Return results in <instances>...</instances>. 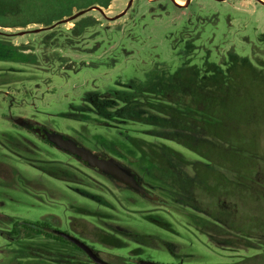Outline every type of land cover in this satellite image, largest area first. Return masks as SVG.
<instances>
[{
  "label": "rangeland",
  "instance_id": "374dc122",
  "mask_svg": "<svg viewBox=\"0 0 264 264\" xmlns=\"http://www.w3.org/2000/svg\"><path fill=\"white\" fill-rule=\"evenodd\" d=\"M261 33L264 4L257 0H0V40L11 47V56L0 58V229L9 228L11 219H45L113 264H247L264 255L263 235L244 239L221 227L215 232L201 221L203 214L152 190L146 177L140 181L155 198L112 180L31 129L56 131L120 159L109 141L128 134L154 139L144 131L150 126L104 124L81 109L87 94L142 81L157 68L220 63L230 49L254 60L264 49ZM14 247L0 233V264H15Z\"/></svg>",
  "mask_w": 264,
  "mask_h": 264
},
{
  "label": "trees",
  "instance_id": "16d2710c",
  "mask_svg": "<svg viewBox=\"0 0 264 264\" xmlns=\"http://www.w3.org/2000/svg\"><path fill=\"white\" fill-rule=\"evenodd\" d=\"M259 37L264 41V33ZM9 50L0 40V58L10 57ZM86 102L81 109L93 111L106 125L150 126L144 131L154 139L128 134L109 141V148L139 180L146 177L152 190L203 214L201 221L215 232L221 227L244 239L264 236V49L254 60L230 49L220 63L157 68L142 81L89 93ZM166 140L193 153L192 158ZM51 169L46 170L58 175ZM55 229L45 219H11L0 233L14 243L15 264H95ZM66 246L83 255L68 253ZM248 261L264 264V255Z\"/></svg>",
  "mask_w": 264,
  "mask_h": 264
},
{
  "label": "water",
  "instance_id": "95a60500",
  "mask_svg": "<svg viewBox=\"0 0 264 264\" xmlns=\"http://www.w3.org/2000/svg\"><path fill=\"white\" fill-rule=\"evenodd\" d=\"M257 1L264 4V0H257ZM19 122L21 124L23 123V121H19ZM31 129L33 132L41 135L49 143L59 148L60 150L74 155L76 158L82 160L89 166L97 167V169H99L102 174L110 177L112 180H115L118 183L123 184L129 189L147 198L150 199L155 198L152 196L150 191L139 181L135 171L126 164L114 159L113 157H105L100 154H97L91 151L90 149L82 146L81 144L77 143L72 138L67 137L56 131L38 126H31ZM55 233L59 234L60 236L64 237L65 239L72 242L80 249H82L93 263L113 264L102 259L97 254V252L92 249V247H90L88 244L78 239L77 237L71 235L70 233L59 229H55ZM134 264H159V263L148 260H141L138 263H134Z\"/></svg>",
  "mask_w": 264,
  "mask_h": 264
},
{
  "label": "flooded vegetation",
  "instance_id": "af4514ba",
  "mask_svg": "<svg viewBox=\"0 0 264 264\" xmlns=\"http://www.w3.org/2000/svg\"><path fill=\"white\" fill-rule=\"evenodd\" d=\"M140 181V180H139ZM141 182V181H140ZM150 191V190H149ZM151 193V192H150ZM153 197H156L155 195H152ZM152 199V198H151ZM141 260H148V261H152V260H149V259H141ZM140 259L137 260V261H133L132 263L130 264H134V263H138L139 261H141ZM154 262V261H153ZM158 263V262H157ZM159 264H163V263H159ZM169 264H182L181 262L177 261V262H174V263H169Z\"/></svg>",
  "mask_w": 264,
  "mask_h": 264
}]
</instances>
